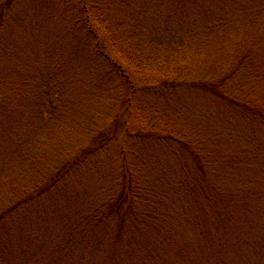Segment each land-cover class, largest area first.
<instances>
[{
  "label": "trees",
  "instance_id": "obj_1",
  "mask_svg": "<svg viewBox=\"0 0 264 264\" xmlns=\"http://www.w3.org/2000/svg\"><path fill=\"white\" fill-rule=\"evenodd\" d=\"M2 119L0 264H264V0H0Z\"/></svg>",
  "mask_w": 264,
  "mask_h": 264
},
{
  "label": "rangeland",
  "instance_id": "obj_2",
  "mask_svg": "<svg viewBox=\"0 0 264 264\" xmlns=\"http://www.w3.org/2000/svg\"><path fill=\"white\" fill-rule=\"evenodd\" d=\"M176 7H177V5H174V8H176ZM23 31H24L23 32V38L24 39H30V40H32V43L35 44L36 37H35V34L33 33V31L30 28H28V30H27V26H26V28ZM46 49H47V47H46L45 44L41 45V50H46ZM52 49H53V47L50 48V50H52ZM211 50H212V52L210 53V56H216L217 55V52H218V49L217 48H213V49L211 48ZM105 91L106 90H105V88L103 86L102 89L100 90V92L103 93ZM98 95H100V94H98ZM108 97H109V95H108ZM181 102H182V104L180 103V105H181L179 107L180 109H186V105L188 107H195V105H197V106L200 107V110L203 111L204 113H207L208 110H209V107L207 106L208 105V101L206 102L204 99H201V98L195 99L194 97L189 98L187 96H181ZM187 112H188V110H187ZM134 117H136V109H135V107H134V112H132L130 118L127 115L124 117L126 119H129V122H133V123H130L131 124V127H129V129L132 132H135V130H137V129H133V127L136 128V126H137L136 125L137 123L134 121ZM5 125H6V121L4 119L0 120V140L2 142H3V132L5 131V128H4ZM8 128H9V125H8ZM121 130H122V128L120 129V132H121ZM120 132H119V134H120ZM4 135H5V132H4ZM20 141H21V143H25V141L22 140V139ZM3 144H4V142H3ZM6 145L7 144H5L3 147L5 148ZM7 147H10V146H7ZM23 150L25 151V148H23ZM51 155H53V154H51Z\"/></svg>",
  "mask_w": 264,
  "mask_h": 264
}]
</instances>
